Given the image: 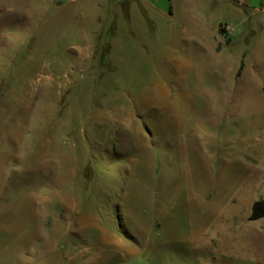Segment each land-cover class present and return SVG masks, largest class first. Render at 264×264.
I'll use <instances>...</instances> for the list:
<instances>
[{
  "label": "rangeland",
  "instance_id": "obj_1",
  "mask_svg": "<svg viewBox=\"0 0 264 264\" xmlns=\"http://www.w3.org/2000/svg\"><path fill=\"white\" fill-rule=\"evenodd\" d=\"M143 7L0 0V264H264V15L216 54Z\"/></svg>",
  "mask_w": 264,
  "mask_h": 264
},
{
  "label": "crops",
  "instance_id": "obj_2",
  "mask_svg": "<svg viewBox=\"0 0 264 264\" xmlns=\"http://www.w3.org/2000/svg\"><path fill=\"white\" fill-rule=\"evenodd\" d=\"M72 1L76 2L78 0H70L68 2ZM140 1L147 4V8H142L143 11L147 10V12H150L152 10L154 16L158 14L160 17H167V22L173 25V29L167 28L169 39L181 37L184 40H193L196 37L202 36L206 27H210L213 39L215 40L214 49L216 54L220 53L219 47L222 45L220 38H223L218 30L220 24L229 23L230 21L245 24L255 16L264 15V0H210L212 4L218 3L220 6L218 13L212 15L204 13L206 10L204 3L199 4L198 0H196L194 3H191L189 8L192 13H189L188 16L184 13L187 11V8L183 7L185 2L183 0H167L168 6L161 5L158 0ZM240 75L241 73L238 76ZM244 128L241 130V136L239 137V152L245 159L254 157L255 161L263 162L264 137L261 136L262 132H256L257 128L260 129L261 127H254V137L252 136L251 127Z\"/></svg>",
  "mask_w": 264,
  "mask_h": 264
},
{
  "label": "trees",
  "instance_id": "obj_3",
  "mask_svg": "<svg viewBox=\"0 0 264 264\" xmlns=\"http://www.w3.org/2000/svg\"><path fill=\"white\" fill-rule=\"evenodd\" d=\"M243 67H244V63L242 62L238 75L241 73ZM261 218H264V199H259L253 203L252 213L249 217V219L252 221L259 220Z\"/></svg>",
  "mask_w": 264,
  "mask_h": 264
},
{
  "label": "built area",
  "instance_id": "obj_4",
  "mask_svg": "<svg viewBox=\"0 0 264 264\" xmlns=\"http://www.w3.org/2000/svg\"><path fill=\"white\" fill-rule=\"evenodd\" d=\"M218 30L224 38H228L229 36L233 35L235 28L228 23H223L219 25Z\"/></svg>",
  "mask_w": 264,
  "mask_h": 264
},
{
  "label": "water",
  "instance_id": "obj_5",
  "mask_svg": "<svg viewBox=\"0 0 264 264\" xmlns=\"http://www.w3.org/2000/svg\"><path fill=\"white\" fill-rule=\"evenodd\" d=\"M68 1H70V0H56V2H58V3H66Z\"/></svg>",
  "mask_w": 264,
  "mask_h": 264
}]
</instances>
